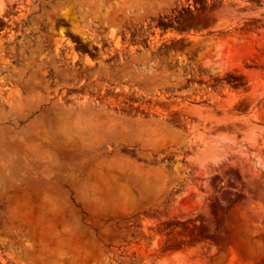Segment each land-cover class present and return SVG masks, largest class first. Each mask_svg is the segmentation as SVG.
<instances>
[{
    "label": "rangeland",
    "instance_id": "rangeland-1",
    "mask_svg": "<svg viewBox=\"0 0 264 264\" xmlns=\"http://www.w3.org/2000/svg\"><path fill=\"white\" fill-rule=\"evenodd\" d=\"M0 264H264V0H0Z\"/></svg>",
    "mask_w": 264,
    "mask_h": 264
},
{
    "label": "flooded vegetation",
    "instance_id": "flooded-vegetation-1",
    "mask_svg": "<svg viewBox=\"0 0 264 264\" xmlns=\"http://www.w3.org/2000/svg\"><path fill=\"white\" fill-rule=\"evenodd\" d=\"M149 13H151V12H149ZM149 13H146V12L143 11L141 17H144V16L148 15ZM115 35H116V29H113L112 36L114 37ZM54 72H55V74H57L58 73V70L55 69Z\"/></svg>",
    "mask_w": 264,
    "mask_h": 264
},
{
    "label": "bare ground",
    "instance_id": "bare-ground-1",
    "mask_svg": "<svg viewBox=\"0 0 264 264\" xmlns=\"http://www.w3.org/2000/svg\"><path fill=\"white\" fill-rule=\"evenodd\" d=\"M4 11V10H3ZM61 34L64 36V31L61 32ZM114 34V33H113ZM117 45H119V42H117Z\"/></svg>",
    "mask_w": 264,
    "mask_h": 264
}]
</instances>
